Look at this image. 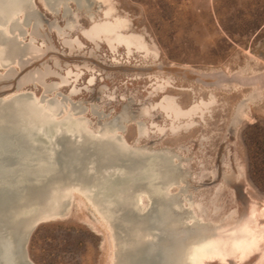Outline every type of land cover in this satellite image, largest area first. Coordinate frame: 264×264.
<instances>
[{
  "label": "bare ground",
  "instance_id": "bare-ground-1",
  "mask_svg": "<svg viewBox=\"0 0 264 264\" xmlns=\"http://www.w3.org/2000/svg\"><path fill=\"white\" fill-rule=\"evenodd\" d=\"M43 1L46 11H41L65 27L54 23L55 30H42L39 0H0V80L18 82L0 97V264H19L18 246L32 225L64 223L78 207L104 236L108 264H264V200L252 202L241 216L228 213L226 192L213 206L209 196L196 198L189 188L190 160L139 143L150 126L131 124L135 118L126 104L118 127L108 126L105 108L83 100L99 88L100 78L105 80L103 71L89 61L63 67L43 32L59 38L66 58L83 57L117 70H158L149 73L152 82L158 79L153 89L158 88L149 90L150 99H157L155 109L146 108L142 117L160 115L164 128L150 123L152 132L164 137L202 129V119L208 123V114L218 108L217 91L236 94L248 88L235 120L247 122L246 111L263 101L264 88L199 79L211 85L203 88L211 99L183 108L170 92L191 91L165 76L159 48L135 30L116 0ZM83 22L88 26L79 29ZM51 56L61 71L47 64ZM37 63L42 67L28 72ZM182 68L187 75L219 81L225 75L243 81L263 74ZM80 77L84 84H77ZM130 125L136 127L132 143L125 135ZM240 173L235 183L242 181Z\"/></svg>",
  "mask_w": 264,
  "mask_h": 264
},
{
  "label": "rangeland",
  "instance_id": "rangeland-1",
  "mask_svg": "<svg viewBox=\"0 0 264 264\" xmlns=\"http://www.w3.org/2000/svg\"><path fill=\"white\" fill-rule=\"evenodd\" d=\"M116 1L126 11L135 30L144 33L159 48L165 65V76H172L177 85L191 91L170 92L171 96L178 97L183 108L202 99H211V94L203 88L212 83L214 85L225 81L244 84L245 87L258 84L264 88V0ZM38 3L42 30H55L52 29L54 23L65 27L62 20L56 21L47 15L43 0ZM87 26L83 22L79 29ZM43 36L63 67L69 62L89 61L103 71L105 80L100 78L99 88L84 96L83 100L105 108L107 115L111 116L106 122L108 126L112 123V126L118 127L117 116L124 111L123 106L126 104L130 117L135 118L131 124L142 122L150 126L147 138L140 139L139 143L144 142L145 146L158 149L168 148L179 156L183 155L184 160H190L186 163V168L193 177L189 188L196 198L201 201L209 196L213 206L220 192H226L224 201L228 206V213L236 211L241 216L248 211L252 202L261 205L264 200V97L252 110L247 109L248 121L238 123L235 121L236 108L245 100L244 92L248 94V88L236 94L217 91L214 103L218 108L214 113L208 114V123L202 119V129L190 130L185 135L176 133L175 137H164L165 134L152 132L154 124L150 121L160 127L163 125L164 128L165 120L158 114L152 117L149 114L154 111V101L157 100L150 99L149 93L158 83V79L152 82L154 79L149 77V73L158 70H117L83 57L66 58L64 45L62 46L58 37L45 32ZM43 39L40 38V41L43 42ZM46 62L54 70H60L52 56ZM184 65L205 72L215 69L223 75L230 70L239 72L249 69L263 74L243 80L244 83L226 75L219 81L210 77L202 79L194 73L187 75L189 72L182 68ZM40 67L42 63H37L28 67V72ZM82 77L77 84L79 81L84 84ZM199 79L208 84L197 82ZM17 83L0 80V97L17 89ZM230 89L235 90L234 86ZM101 90L105 92L102 95ZM262 94L264 96V92ZM110 95L115 96L113 100H110ZM146 108L149 110L145 114L147 118L142 117ZM97 122L99 119H95L96 124ZM125 135L130 143L135 141L136 127L130 125ZM240 172L243 174L242 181L235 183L241 176ZM213 192L214 197L211 196ZM147 199L145 198L146 201ZM28 254L34 264H108L109 261L104 236L82 207H78L75 215L64 223L37 228L28 245Z\"/></svg>",
  "mask_w": 264,
  "mask_h": 264
},
{
  "label": "water",
  "instance_id": "water-1",
  "mask_svg": "<svg viewBox=\"0 0 264 264\" xmlns=\"http://www.w3.org/2000/svg\"><path fill=\"white\" fill-rule=\"evenodd\" d=\"M119 124V120L116 122ZM2 159V156H0ZM40 223H35L32 225L25 233L22 235V240L19 243V264H33V262L29 259V254H28V245L31 241L32 236L37 230V227Z\"/></svg>",
  "mask_w": 264,
  "mask_h": 264
}]
</instances>
